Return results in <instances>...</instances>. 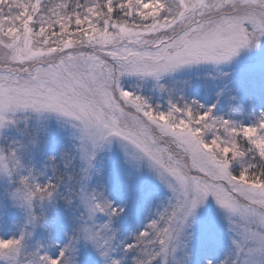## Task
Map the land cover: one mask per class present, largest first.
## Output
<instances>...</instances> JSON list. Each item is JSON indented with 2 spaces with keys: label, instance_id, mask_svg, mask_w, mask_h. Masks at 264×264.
<instances>
[{
  "label": "snow or ice",
  "instance_id": "1",
  "mask_svg": "<svg viewBox=\"0 0 264 264\" xmlns=\"http://www.w3.org/2000/svg\"><path fill=\"white\" fill-rule=\"evenodd\" d=\"M0 264H264V0H0Z\"/></svg>",
  "mask_w": 264,
  "mask_h": 264
}]
</instances>
